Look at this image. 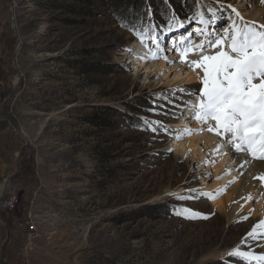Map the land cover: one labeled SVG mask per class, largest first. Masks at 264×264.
Instances as JSON below:
<instances>
[{
  "label": "rangeland",
  "instance_id": "rangeland-1",
  "mask_svg": "<svg viewBox=\"0 0 264 264\" xmlns=\"http://www.w3.org/2000/svg\"><path fill=\"white\" fill-rule=\"evenodd\" d=\"M246 1L236 0L264 3ZM224 5L233 9L226 0H0V202L14 200L12 210L0 206V264H264L216 256L217 238L233 244L250 218H264V193L234 200L244 175L228 139L208 130L214 121L196 124L190 105L170 118L188 86L199 97L204 73L171 55L181 27L167 32L168 21L175 13L191 30L197 10L214 9L219 22L207 28L220 32ZM149 25L165 37L161 53L147 40L129 57L134 30ZM86 63L99 70L83 71ZM156 120L168 131L149 126ZM193 138L177 163L175 142ZM185 174L198 183L185 187ZM29 213L43 235L26 253ZM247 240L244 252L255 254L258 239Z\"/></svg>",
  "mask_w": 264,
  "mask_h": 264
},
{
  "label": "snow or ice",
  "instance_id": "snow-or-ice-1",
  "mask_svg": "<svg viewBox=\"0 0 264 264\" xmlns=\"http://www.w3.org/2000/svg\"><path fill=\"white\" fill-rule=\"evenodd\" d=\"M209 11L213 13L211 20L205 19L203 12L199 10L189 19L199 18L198 23L205 26L214 24L217 19L215 10L209 9ZM232 11L237 16L240 15L235 8ZM174 23L178 27H184V23L177 22V17L173 13L166 27L167 32L174 31ZM134 33L141 43L151 40L159 48L160 38L155 34V25H149L142 32L134 30ZM193 34L204 35L206 39L193 45L190 42ZM213 40L215 43H212ZM181 45H183L182 50ZM204 47L219 50L214 55H203ZM173 48L181 52L182 62L188 53L201 52L200 60L193 61V64L203 69L202 87L199 88L197 103L190 105L195 109L194 117L189 118H195L201 123L214 121L215 127L209 126V131L221 136L227 134L228 143L235 151H246L253 158L264 160V25H261V30H257L253 25L246 24L241 28L233 23L229 29L225 30L223 37L215 34L214 31H208L206 27H196L187 35L181 34L178 42L173 44ZM183 90L179 89V91ZM193 94L195 93H190V95ZM150 111L155 112L158 109L154 107ZM162 115L167 116L168 113L164 112ZM152 124H158L164 131H168L162 120L153 121L149 126L151 127ZM156 130L153 127V131ZM185 132L190 134L189 129H185ZM177 138L180 137L177 136ZM258 179L264 182V175ZM193 215L199 214L193 213ZM258 228L264 229V220L253 226L248 236H256ZM228 255L264 262V255L255 256L241 251L239 247L233 249Z\"/></svg>",
  "mask_w": 264,
  "mask_h": 264
},
{
  "label": "bare ground",
  "instance_id": "bare-ground-1",
  "mask_svg": "<svg viewBox=\"0 0 264 264\" xmlns=\"http://www.w3.org/2000/svg\"><path fill=\"white\" fill-rule=\"evenodd\" d=\"M252 1L253 0L246 1L247 2L246 4H251ZM226 2L228 4L233 5L232 8H235L237 10V12H239V14H240L239 16H237L236 13H234L232 11V9H230L227 5H224L225 7H224V9L222 8V10L229 15V18H230L229 20H231V25L233 23H235L236 25L239 26V24H241L242 21L246 22L245 25L246 24H250V22H252L254 27H256V24H258V26L264 25V3L263 4L261 3L262 5H255L253 8H251L249 6L244 5L241 2L237 3L236 0H226ZM200 11L203 12L205 19H208V20L212 19L210 13H208L206 10L205 11L204 10H200ZM215 16L217 17L215 22L218 23L219 22V20H218L219 16L216 15V14H215ZM229 20L226 21V24L229 22ZM208 25H209V28H212V26L214 24L210 23ZM208 25L205 26V25L199 23L196 26L197 27H201V28H205V27L207 28ZM174 26H177V24H174ZM193 27H194V25H193ZM193 27H192V30H193ZM209 28H207L208 31H210ZM186 32H188V30H186ZM202 36H204V35H202ZM157 37H159L160 39H159V48H156V49L160 50V48H161L160 45H162V38H165V37L164 36H160L158 33H157ZM172 39H173V37H172ZM198 41H199V39H194V42L197 43ZM167 47L168 48L171 47V44H168ZM145 50H146V42L143 43V46H140V42L137 39H134L132 44L129 46V50H126V51H127V55H129V57H137V56H141L143 54L141 52H143ZM216 51H217V49H214L213 55H214V53ZM146 53L147 52H144V54H146ZM157 53H159V52H156L155 54L157 55ZM160 53H161V50H160ZM160 65H162V64H157L156 66L159 67ZM146 83L149 86H151L152 84H153V86H155L154 85L155 82L152 83V81H150V80H147ZM196 87L197 86H196L195 83H193L192 85L188 86V88H187L188 94L187 95L185 94L186 97H185V100L183 101V103L185 105L181 103L180 106L175 110L176 111V115H175V117H173V115L170 117L171 118V122H175L177 120L176 118H178L179 116H182V119H183V117H185V115L188 114L189 105H194V104L197 103L198 96L193 97L194 94L190 95V93H196ZM190 100H191V102H190ZM194 100H196V102ZM193 102H194V104H193ZM193 112H195V109H193ZM183 121H185V120H183ZM188 123L189 122H186L185 126H189ZM197 123H200V121L197 120L196 124ZM205 123L208 126V123H211V121H208V122H205ZM197 129H198V127H197ZM225 138H227L229 140V136L227 134H226ZM195 143H197V141L196 140L194 141V138L193 139H187L183 143L182 142H180V143L175 142V148H174L175 150L173 152L174 160L177 163L183 162V154H184V152L186 151V149L189 146H192ZM209 143H212V141L211 142L209 141ZM228 147L229 148H228L227 152L229 153V156L231 155L233 160H235L238 163V167L242 168L241 172L244 175L241 178V183H240V187H241V190L243 191V193L241 191L238 192L237 198H235L234 200H238L239 196L241 198L244 197L245 194H247L248 192H250L254 188L258 189V190H260V192L264 193V188H262V186L264 185V182H262L260 179H258V177L264 175V160L256 161V160H253V159H249V157L244 153V151L237 152V151H235V149L230 144H229ZM195 181H196V179H195L193 174H187L185 176V178H184V182H185L184 185H186L185 187H190V186L195 185L196 183H198V182H195ZM231 193H233V190H229L228 194L226 195V197L227 198L231 197L230 196ZM219 203H220V201H218L216 204H219ZM236 205L238 206L237 203H235V204L232 203L229 206H227L226 204L224 205V215H225V218L227 219V223H229L230 220L232 219L233 212H234V207L236 209ZM261 220H264V218L263 219H257L255 217H252L246 222V224L244 226L247 228L248 232H251L252 229H253V226L258 224V222L261 221ZM226 228H227V230H226ZM229 228H230V225L229 226L226 225L224 228H222L220 230L221 234L219 236L221 237L222 234L224 233V230L227 232L229 230ZM244 230H245V233L242 232L240 235H238L236 240H235V242L233 244L231 243L228 246L226 245V243L224 241H220V239L217 238L216 241H218V249L221 250V251H217L216 252V256H218V257H226V256H228L229 252H231L233 249H236L237 247H239V249L241 251H246L245 247H246V244L248 242V240H247L248 239V235L246 234V229H244ZM217 236H218V233H217ZM254 238L258 239L257 240L258 242L256 243L255 248L253 249V251H255V254H253V255H255V256L264 255V229H259L258 228L257 229V235L254 236ZM242 241H244V242L242 243ZM214 244H215V242H214ZM260 250H263V251L260 252Z\"/></svg>",
  "mask_w": 264,
  "mask_h": 264
},
{
  "label": "built area",
  "instance_id": "built-area-1",
  "mask_svg": "<svg viewBox=\"0 0 264 264\" xmlns=\"http://www.w3.org/2000/svg\"><path fill=\"white\" fill-rule=\"evenodd\" d=\"M0 206L5 210H12L14 209V200L7 199L0 202ZM38 222L35 219L34 216H32L31 213L27 215V218H25L24 225L25 230L27 233V240L24 243L23 250L24 252L28 253L30 251H33L35 249V244L38 238H40L43 234L41 233V229L38 227Z\"/></svg>",
  "mask_w": 264,
  "mask_h": 264
},
{
  "label": "trees",
  "instance_id": "trees-1",
  "mask_svg": "<svg viewBox=\"0 0 264 264\" xmlns=\"http://www.w3.org/2000/svg\"><path fill=\"white\" fill-rule=\"evenodd\" d=\"M73 7V8H72ZM66 8H68V11H76L77 10V8L75 7V6H73V4L72 5H68ZM85 66V68L83 69V71H94V72H96V71H98L99 69H92V66H91V64H85L84 65Z\"/></svg>",
  "mask_w": 264,
  "mask_h": 264
},
{
  "label": "water",
  "instance_id": "water-1",
  "mask_svg": "<svg viewBox=\"0 0 264 264\" xmlns=\"http://www.w3.org/2000/svg\"><path fill=\"white\" fill-rule=\"evenodd\" d=\"M1 224H3V222H1Z\"/></svg>",
  "mask_w": 264,
  "mask_h": 264
}]
</instances>
